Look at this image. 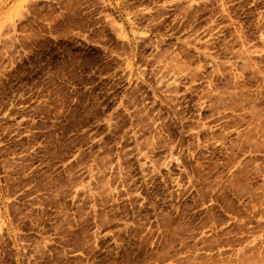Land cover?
Listing matches in <instances>:
<instances>
[{
  "label": "rangeland",
  "instance_id": "rangeland-1",
  "mask_svg": "<svg viewBox=\"0 0 264 264\" xmlns=\"http://www.w3.org/2000/svg\"><path fill=\"white\" fill-rule=\"evenodd\" d=\"M0 264H264V0H0Z\"/></svg>",
  "mask_w": 264,
  "mask_h": 264
}]
</instances>
